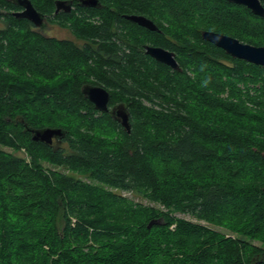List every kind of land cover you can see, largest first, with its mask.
Instances as JSON below:
<instances>
[{
    "label": "trees",
    "instance_id": "trees-1",
    "mask_svg": "<svg viewBox=\"0 0 264 264\" xmlns=\"http://www.w3.org/2000/svg\"><path fill=\"white\" fill-rule=\"evenodd\" d=\"M99 1L31 0L79 45L0 0V145L30 157L0 148V264H264V67L202 38L264 47V18L225 0ZM146 45L173 52L181 70ZM86 85L126 107L130 133ZM46 128L64 131L56 147L32 139Z\"/></svg>",
    "mask_w": 264,
    "mask_h": 264
},
{
    "label": "water",
    "instance_id": "water-1",
    "mask_svg": "<svg viewBox=\"0 0 264 264\" xmlns=\"http://www.w3.org/2000/svg\"><path fill=\"white\" fill-rule=\"evenodd\" d=\"M227 2L241 5L248 8L253 15L264 18V0H225ZM16 3L22 8V11L15 13V17L25 19L32 23L37 29H44L46 26V16L36 10L31 0H16ZM81 5L90 8H97L100 6L99 0H81ZM61 10L71 12L72 5L64 2L56 3V13ZM124 18L138 26L145 28L151 32H161L159 27L150 19L139 15H125ZM202 38L213 44L219 49L225 51L232 58L245 61L247 63L264 67V47H256L249 44H244L238 39L224 35L214 31H203ZM145 52L155 61L162 63L173 70L180 71L179 63L176 55L161 47H154L150 45L145 46ZM84 96L95 106L96 110L102 113H110L121 126L130 133V114L125 106L117 105L110 108L111 95L110 92L99 86L86 85L82 89ZM33 140L35 142H42L51 144L53 139L64 137V131L59 128H46L44 130H33ZM161 221H152L149 228L153 225H159Z\"/></svg>",
    "mask_w": 264,
    "mask_h": 264
},
{
    "label": "rangeland",
    "instance_id": "rangeland-1",
    "mask_svg": "<svg viewBox=\"0 0 264 264\" xmlns=\"http://www.w3.org/2000/svg\"><path fill=\"white\" fill-rule=\"evenodd\" d=\"M37 29V28H36ZM40 30L44 35L50 37V38H56V39H59V40H71V41H74L75 43L79 44V45H82L83 42L79 41L76 39V37L72 34V32L67 29V28H63L61 26H59L58 24H55V23H52L49 21V23L45 26L44 29H38ZM112 108V107H111ZM0 148L8 153H11V154H14V155H18V156H21L23 158H25L27 161L30 160V157L26 154V152L24 151V149L18 151L16 150L15 148L13 147H8V146H3V145H0ZM46 168H51L50 166L48 165H44ZM123 196L129 198L132 202L134 203H137V202H142L145 206H148V207H154L156 209H159L163 212H166L167 210L163 207H161L159 204H156V203H151L149 202L148 200H138V199H135L133 197H131L129 194L127 193H124ZM176 218H181V219H184V220H187V221H191L193 223H201V224H204V222H199L197 221L195 218L189 216V215H181V214H173ZM75 222V220H73ZM174 227H172L173 229ZM216 231L224 234L226 237H232V238H239L237 237L235 234H232L230 232H228L227 230H224L222 228H218V227H213ZM255 245H259V243L255 242L254 243Z\"/></svg>",
    "mask_w": 264,
    "mask_h": 264
},
{
    "label": "flooded vegetation",
    "instance_id": "flooded-vegetation-1",
    "mask_svg": "<svg viewBox=\"0 0 264 264\" xmlns=\"http://www.w3.org/2000/svg\"><path fill=\"white\" fill-rule=\"evenodd\" d=\"M22 11V10H21ZM49 22H48V20H47V18H46V25L48 24ZM61 143V141L59 140V138H54L53 139V142L51 143V144H47L48 146H50V147H56L58 144H60ZM46 144V143H45Z\"/></svg>",
    "mask_w": 264,
    "mask_h": 264
}]
</instances>
